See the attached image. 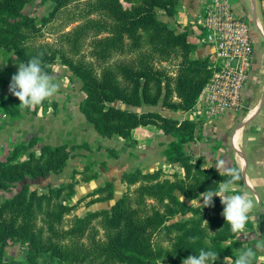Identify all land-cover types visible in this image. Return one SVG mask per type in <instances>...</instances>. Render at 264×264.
<instances>
[{
  "label": "trees",
  "instance_id": "obj_1",
  "mask_svg": "<svg viewBox=\"0 0 264 264\" xmlns=\"http://www.w3.org/2000/svg\"><path fill=\"white\" fill-rule=\"evenodd\" d=\"M28 1L0 0V44L12 48L24 63L42 53L45 72L50 71L48 62L59 58L81 79L86 91L81 110L99 134L129 135L135 127L147 124H154L169 134L171 139L165 144L163 154L168 161L182 168V175L177 173L174 181L165 179L156 183L157 188L167 186L163 188L167 194L176 189L193 199L208 189H216L219 183L228 179L185 150L184 144L194 138V120L165 115L157 109L137 111L114 104L116 100L135 107L160 103L173 110H187L194 105L212 73L210 55L190 56L195 44L187 39L186 31H176L158 16L157 8L172 16L177 0H52L62 6L72 3L65 15L67 23L77 24L62 38L67 39L73 53H77L84 35H94L90 40V56L102 65L99 71L92 60L65 51L63 47L40 51L27 31L33 26V19L22 11ZM17 100L13 94L1 97L0 106L11 112L17 108ZM22 147L19 143L15 151ZM65 158L62 145L56 148L46 145L39 156L31 152L28 159L0 163V188L10 190L25 173L40 175L56 170ZM124 174L134 176V172ZM152 174L158 176V173ZM242 182L241 174L236 183ZM61 190L58 187L50 192H38L24 184L1 201L0 258L6 244L17 241L27 247V259L36 264L42 261L39 255L42 251L77 264H157L161 252L153 247L152 236L163 224L165 216L157 211H144L143 205L147 203L141 195L142 190L134 200L121 196L109 210L87 211L83 216H77L66 229L60 225L69 206L61 202ZM170 197L178 209L168 205V215L175 211L197 215V219L183 220L191 223L190 231L183 235L185 240H189L194 231L202 229L199 223L204 218L205 227L211 228L213 234L208 245L197 239L199 250H215L218 256L231 255L232 248L240 241L229 230L219 197L213 196L212 206L203 208L184 203L174 195ZM97 216H102L107 232L103 239L89 226L91 219ZM120 222L124 229L117 232L114 227ZM47 228L52 230L49 241L43 235ZM65 239L69 242L65 243ZM198 252L192 251L193 255ZM239 254L233 255L234 259ZM254 264H264V260L256 257Z\"/></svg>",
  "mask_w": 264,
  "mask_h": 264
},
{
  "label": "rangeland",
  "instance_id": "obj_2",
  "mask_svg": "<svg viewBox=\"0 0 264 264\" xmlns=\"http://www.w3.org/2000/svg\"><path fill=\"white\" fill-rule=\"evenodd\" d=\"M71 5L72 3L65 6L58 5L52 0H29L23 6L22 11L33 19V26L27 31L29 30L32 34L33 42L40 48V51L48 50L49 47L58 50L63 47L65 51L72 52L67 39L62 38L77 24V22L67 23L65 12ZM52 11H54L53 15ZM158 16H162L160 10ZM83 37L77 53H72L82 54L85 59L92 60L90 40L94 35L89 33ZM19 63H24V61L14 50L6 44H0V98L12 94L9 91L11 77L17 72ZM93 63L99 71L102 65L96 60ZM48 66L50 71L47 73L60 85L59 92L55 96L33 109L21 110L18 106L19 100L15 102L17 108L14 107L11 112L0 106V163H14L28 159L31 152L39 156L46 145L52 148L62 145L66 158L62 166L56 170L40 175L25 173L10 190L0 188V203L8 195L17 192L24 184L30 189L35 188L38 192H50L60 187L62 188L61 202L69 206L62 215V226L60 225L61 228L66 229L77 216H83L87 211L109 210L116 199L122 196L134 200L142 190L141 195L147 203L143 205L144 211L146 213L157 211L165 216L163 224L152 236L153 247L161 252L157 258V264H182L183 259L193 255V250L199 251L200 241L208 245L213 230L205 227L204 218L199 223L202 229L194 231L190 236L198 237L199 242L196 240V243L192 244L190 239L183 238V235L190 231L191 223L183 220L190 217L197 219V215L192 216L191 212L177 211L173 215H168L170 213L168 205H171L173 209H178L170 195L191 205H198L199 196L190 199L176 189H172L170 194H167L163 190L167 186H163L162 189L157 188L156 183L165 179L174 181L177 173L182 175V168L180 167V172H178L176 169L178 165L169 166L170 161L158 162L157 160L156 165L152 162L151 165L145 162L147 161L145 155L150 147L145 139L148 136L155 137L157 134H152V131H146L141 126L136 133L131 132L129 135L99 134L94 124L81 110V100L86 95L81 79L57 57L54 61L48 62ZM119 102L116 100L114 104L127 107ZM132 109L141 111L145 107L133 106ZM167 142L160 143L162 145L157 148L164 157L163 149ZM19 143H22L23 147L15 151ZM152 157L156 160L155 155ZM132 172H134L133 177H127L124 174ZM152 173H158V176ZM235 192L236 190L232 191V193ZM199 202L203 203L202 197ZM175 221L179 222L174 223ZM90 223L89 226L94 231L96 229L97 234L100 235L99 238H105L107 232L102 216L93 217ZM114 229L122 232L123 223L120 222ZM50 231L52 230L47 228L43 232V235L48 237L46 241L50 240ZM235 238L238 240L237 235ZM66 241L69 242L68 239L64 240L65 243ZM235 247L228 256L234 258L233 255L238 253L234 250ZM26 251V246H21L17 241H9L4 247L0 264H36L27 259ZM39 255L42 258L40 264H77L53 256L48 251L39 252ZM225 257L218 256L213 264H224Z\"/></svg>",
  "mask_w": 264,
  "mask_h": 264
},
{
  "label": "crops",
  "instance_id": "obj_3",
  "mask_svg": "<svg viewBox=\"0 0 264 264\" xmlns=\"http://www.w3.org/2000/svg\"><path fill=\"white\" fill-rule=\"evenodd\" d=\"M204 1L177 0L176 11L172 16L164 14L161 8H157V11L160 10L162 13L160 18L176 31H186L187 39L195 44L190 52L192 57H204L211 55L212 52V47L201 41V26L197 18ZM231 1L237 11L246 15L253 37L252 62L249 78L244 87L243 106L238 110L229 109L218 117L207 116L196 104L187 110H173L161 106L160 103L143 106L145 109H157L165 115L194 120V138L187 141L184 148L193 157H200L204 165L209 164L216 168V161L224 158L233 166L239 167L243 182L234 183L232 190L236 192L230 194L248 192L261 202L260 211L253 214L246 231L251 233L256 230L264 236V0ZM120 104L133 108L130 104ZM140 126L146 131H152V134H157L155 137L148 136L145 139L150 146L145 155L147 160L145 162H149V165L151 162L156 165L157 160L169 162L157 148L162 145L160 143L169 141L171 136L150 124L135 127L132 130L133 134ZM154 155L156 160H153ZM169 163V166L178 165L175 162ZM176 169L180 172L179 165ZM237 238L241 241L234 249L237 252L244 246H254L255 241L247 239L243 234H237ZM256 257L257 260H264V251L257 252Z\"/></svg>",
  "mask_w": 264,
  "mask_h": 264
},
{
  "label": "built area",
  "instance_id": "obj_4",
  "mask_svg": "<svg viewBox=\"0 0 264 264\" xmlns=\"http://www.w3.org/2000/svg\"><path fill=\"white\" fill-rule=\"evenodd\" d=\"M201 41L212 47V73L195 103L209 117L243 106V92L252 62L250 23L231 0H205L197 15Z\"/></svg>",
  "mask_w": 264,
  "mask_h": 264
},
{
  "label": "clouds",
  "instance_id": "obj_5",
  "mask_svg": "<svg viewBox=\"0 0 264 264\" xmlns=\"http://www.w3.org/2000/svg\"><path fill=\"white\" fill-rule=\"evenodd\" d=\"M42 53L32 57L27 63H19L18 70L11 77L9 91L19 99V108L33 109L45 100L55 96L60 85L42 67ZM216 170L222 177H228L219 183L216 189H208L199 194L197 204L203 208L212 206L213 196L220 198L223 207L222 215L233 235L243 234L247 239L255 241L254 246H244L240 254L235 257L224 258V264H254L257 252L264 251V236L256 230L249 233L246 226L253 218V214L260 211L261 202L248 192L232 193V185L240 180L239 167L233 166L227 159H218ZM203 198L201 204L200 198ZM257 227V226H256ZM190 243L195 244L198 237H190ZM218 259V252L201 248L198 255H190L182 260V264H213Z\"/></svg>",
  "mask_w": 264,
  "mask_h": 264
}]
</instances>
